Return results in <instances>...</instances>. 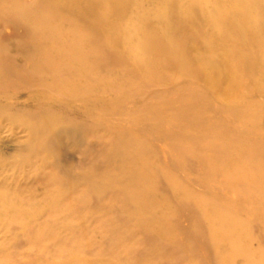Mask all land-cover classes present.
<instances>
[{
    "label": "rangeland",
    "instance_id": "obj_1",
    "mask_svg": "<svg viewBox=\"0 0 264 264\" xmlns=\"http://www.w3.org/2000/svg\"><path fill=\"white\" fill-rule=\"evenodd\" d=\"M179 2L185 6L188 0ZM224 3L231 10L232 25L241 28L248 23L238 11L244 8L242 5H235L236 0ZM248 5L253 15L264 19V0H249ZM256 5H260L258 11L253 9ZM180 11L185 13L187 9ZM200 11L206 18L218 14L211 3ZM151 12V17L158 16L155 9ZM125 21H137V14L128 13ZM210 23H203L202 32L212 38L220 35L222 29ZM63 35L62 42L70 45L72 32L64 31ZM244 38L247 43L234 60L247 57L256 61L255 68L243 70V82L252 80L264 87V32L257 43L247 39L248 35ZM114 51L121 50L107 45L104 61ZM138 52L122 53L125 66L114 62L112 67L94 74L103 86L96 89L105 102L103 113L113 117L108 116L112 123L128 126L134 133L88 139L95 154L103 144L107 149L110 142L118 141L119 161L124 163L111 182L120 183L119 196L129 204L126 209L108 200L109 196L106 201L101 198L102 189L97 184L109 180L102 178L96 161L88 166L90 159H85L79 146L66 140L59 151L50 148L36 158L37 154L27 147V131L13 121L0 120V208L9 211L11 207L2 202L6 200L1 195L13 198L12 203L25 214L18 219L27 225L10 234L4 226L8 218L0 213V264H264L262 90H254L253 83L251 96L237 102L258 105L261 112L243 110L230 115L226 103L197 83L192 90L201 91L207 103L214 99L216 111L205 113L196 106L183 110L181 107L190 102L191 96L190 91H184V77L170 70L163 79H157L156 73L137 64ZM95 63L92 60V68ZM12 99L23 100L22 112L31 117L33 105L27 92ZM110 103L126 104L128 111L119 113ZM230 107L235 104L231 102ZM39 111L35 119L52 118L53 113H58ZM190 122L198 123L187 128L185 124ZM54 123L59 124L58 119ZM225 126L230 130H224ZM102 127L105 132L112 131L105 124ZM208 145L221 149L202 153ZM66 170L70 173L66 174ZM80 175L92 176L94 185L82 183ZM130 175L133 180H123ZM156 179L158 186L152 202L158 206L157 214L171 213L176 217L170 220L166 232L138 228L136 219L135 203L139 204L140 199L134 197L133 191L145 194L152 190L150 184ZM72 183L76 184L74 189L68 187ZM144 200L150 202V195L142 196L141 204ZM145 213L143 217H148ZM122 223H128L126 231ZM119 227L123 239L111 249L105 248L106 242L119 234L115 231ZM145 232L149 234L145 236ZM162 248H167L165 254L158 252Z\"/></svg>",
    "mask_w": 264,
    "mask_h": 264
},
{
    "label": "bare ground",
    "instance_id": "obj_2",
    "mask_svg": "<svg viewBox=\"0 0 264 264\" xmlns=\"http://www.w3.org/2000/svg\"><path fill=\"white\" fill-rule=\"evenodd\" d=\"M210 3L213 9H218V14L206 18L200 10ZM248 3L249 0H236L235 5L240 4L244 8L238 10L233 7L248 22L238 28L232 25L231 10L228 11L229 6L225 5L224 0H188L185 6L179 0H0V120L13 121L15 126L27 131V147L37 154L36 158L40 152L50 148L54 152L59 151L66 140L79 146L85 159H90L88 166L96 161L100 165L102 178L109 180L108 183L97 184L102 189L101 198L106 201V196H109L108 200L126 209L129 204L119 196L120 183L112 185L111 182L124 163L119 161L118 141L115 139V144L110 142L107 149L103 144L95 154L88 139L104 140L106 136L121 137L134 131L118 122L112 123L108 116L113 117L103 113L105 102L96 90L103 89V86L94 74L97 76L98 72L115 64L125 66L123 54L139 51L137 64L148 67L158 75L157 79H163L170 70H176L184 77L183 80L187 82L184 91H190L191 96L190 102L181 107L183 110L196 106L205 113L216 111L214 99L207 103L201 91L192 90V85L201 83L214 97L226 103L228 108L225 109L226 112L229 109L230 115L243 110L259 113L261 108L258 105L237 103L245 102L251 96L254 85V90H262L264 94V87L255 81L243 82V70L255 68L257 62L247 57L234 60V56L247 43L245 35L257 43L264 32V19L253 15ZM183 7L187 9L185 13L180 11ZM152 8L158 11V16L151 17ZM259 8L260 5L253 7L256 11ZM130 12L137 14V21H125ZM206 21L211 22L212 27L219 26L222 29L220 35L212 38L203 33V23ZM68 30L73 34L70 45L62 42L65 39L63 32ZM104 39L105 43L102 41ZM107 45L121 51L110 52L107 57L111 58L104 61ZM92 60L96 61L94 68L90 65ZM122 70L126 71L124 67ZM23 92L28 93V99L32 102V118L22 112L23 100L12 99ZM231 102L235 107H230ZM110 107L119 113L128 111L126 104L110 103ZM39 110L45 114L58 113H53L52 118L35 119L34 114ZM74 114L81 115L82 119L79 120ZM56 119L59 124L54 123ZM229 120L231 122V116ZM197 123L190 122L185 126L190 128ZM104 124L112 131L108 133L101 129ZM223 129L228 131L230 127ZM205 147L202 153L221 149L216 145ZM239 153L243 155L241 148ZM66 172L70 173L69 170ZM80 177L82 183L94 185L92 176ZM133 179L130 175L123 180ZM74 185L72 183L68 187L74 189ZM150 186L152 190L145 191V194L138 189L133 191L134 197L140 199L139 204L135 203L138 228L142 226L166 232V226L176 217L171 213L157 214L158 206L152 199L158 179ZM145 195H150V202L144 200L141 204V198ZM1 198L6 200H2L6 206H11L9 211L5 207L0 208L4 218H8L4 225L7 231L12 234L14 230L27 227L25 222L18 219L25 214L20 206L12 203L13 198L6 199L5 195H1ZM143 213L148 217H143ZM127 226L128 223H122V230L126 231ZM117 229L115 231L119 234L107 241L105 248L111 249L112 245L123 239V231L120 227ZM144 234L146 236L149 232ZM166 249L158 252L165 254Z\"/></svg>",
    "mask_w": 264,
    "mask_h": 264
}]
</instances>
